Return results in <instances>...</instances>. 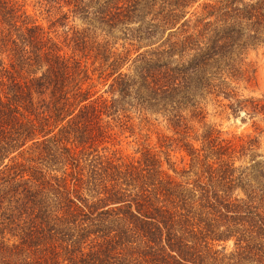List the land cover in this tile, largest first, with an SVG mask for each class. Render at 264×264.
I'll return each mask as SVG.
<instances>
[{
  "label": "trees",
  "instance_id": "trees-1",
  "mask_svg": "<svg viewBox=\"0 0 264 264\" xmlns=\"http://www.w3.org/2000/svg\"><path fill=\"white\" fill-rule=\"evenodd\" d=\"M27 1L0 0V264H264L261 135L227 137L201 101L264 117L232 85L264 0H37L49 25ZM153 120L173 134L151 144Z\"/></svg>",
  "mask_w": 264,
  "mask_h": 264
},
{
  "label": "rangeland",
  "instance_id": "rangeland-1",
  "mask_svg": "<svg viewBox=\"0 0 264 264\" xmlns=\"http://www.w3.org/2000/svg\"><path fill=\"white\" fill-rule=\"evenodd\" d=\"M208 0H197L195 4L190 8V11H194L196 7L201 5L203 2ZM28 8L32 13H35L39 20L42 21L45 25H49L51 20L56 19L58 15L55 11L47 13V11H40L39 3L37 0H28ZM190 15V14H189ZM76 26V27H84L85 24L80 18L70 17L68 21H64L62 25L58 22L55 25V29L63 34L67 28ZM104 38L106 34L99 29L94 27V38ZM112 42H117V46L121 47V43H123L122 34L119 31H114L107 35ZM131 47H135L132 45ZM143 50V49H142ZM245 62L249 67L248 79H241L238 82H233L232 85L236 86V90L241 94L242 97H260L264 98V41L262 43L256 44L249 49H246ZM135 54V53H134ZM133 54V56H134ZM96 64H94V67ZM94 82L97 84L95 89L99 90V93H104L107 89V85L103 83H99L97 75H94ZM108 96L107 93H105ZM202 103L206 109V119L205 122L207 124H213L217 128L221 129L227 137H231L233 135H240L246 133L259 134L261 135L262 143H264V117L255 116L250 117L249 115H245L242 111L240 115L234 116L230 110L225 108L223 105L228 103L226 99H222V97H214L213 95H208L206 97H202ZM244 118V119H243ZM138 119H135L137 122ZM195 127L202 131L201 124L195 122ZM137 134L131 136L129 132H127L125 137L123 138V142L119 147L123 148V150L127 153H132L134 149L137 147V141L141 139V135L139 134V129L136 130ZM142 134H148V141L151 144H155L158 141V137L162 134L171 135L173 131L168 129L167 123L165 121L153 120L149 124L144 125ZM137 136V138H136ZM173 160L176 163L177 169H181L184 166H188L186 162H188V158L185 159L182 157L180 152L174 151L172 152ZM168 166L167 164L165 165ZM170 172L175 174V171L170 168ZM233 242L228 243V250H232Z\"/></svg>",
  "mask_w": 264,
  "mask_h": 264
}]
</instances>
